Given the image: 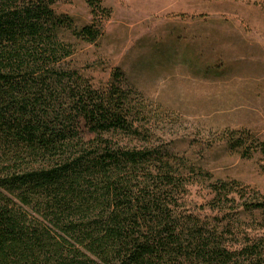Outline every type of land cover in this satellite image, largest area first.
Here are the masks:
<instances>
[{"label":"trees","instance_id":"obj_1","mask_svg":"<svg viewBox=\"0 0 264 264\" xmlns=\"http://www.w3.org/2000/svg\"><path fill=\"white\" fill-rule=\"evenodd\" d=\"M56 1L0 0V264H264L261 239L233 247L228 226L180 213L195 165L154 144L157 116L122 70L95 87L70 67L111 10L86 0L91 21L77 26ZM223 141L264 157L247 132ZM208 189L212 211L240 200L237 215L264 221L259 194L234 181Z\"/></svg>","mask_w":264,"mask_h":264},{"label":"rangeland","instance_id":"obj_2","mask_svg":"<svg viewBox=\"0 0 264 264\" xmlns=\"http://www.w3.org/2000/svg\"><path fill=\"white\" fill-rule=\"evenodd\" d=\"M98 1L111 10L103 37L77 44L70 67L95 87L121 69L157 116L149 126L154 144L195 165L180 213L219 232L228 226L223 238L233 247L261 239L253 243L264 253L260 216L237 215L240 200L219 211L207 205L216 180L264 197V157L231 154L223 141L236 130L264 143V0ZM54 10L77 26L92 18L86 0H57Z\"/></svg>","mask_w":264,"mask_h":264}]
</instances>
